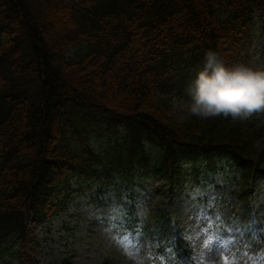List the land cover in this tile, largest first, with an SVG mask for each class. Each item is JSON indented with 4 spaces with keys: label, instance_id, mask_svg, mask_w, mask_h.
<instances>
[{
    "label": "trees",
    "instance_id": "trees-1",
    "mask_svg": "<svg viewBox=\"0 0 264 264\" xmlns=\"http://www.w3.org/2000/svg\"><path fill=\"white\" fill-rule=\"evenodd\" d=\"M257 22L264 32V0H0V264H39L36 230L87 192L98 206L125 200L132 234L185 264L176 201L148 209L151 227L143 181L161 177L180 198L216 174L264 179V124L181 122L171 105L209 50L256 67Z\"/></svg>",
    "mask_w": 264,
    "mask_h": 264
},
{
    "label": "rangeland",
    "instance_id": "rangeland-1",
    "mask_svg": "<svg viewBox=\"0 0 264 264\" xmlns=\"http://www.w3.org/2000/svg\"><path fill=\"white\" fill-rule=\"evenodd\" d=\"M254 29L248 50L255 66L261 69L264 63L262 24L255 23ZM172 99L173 116L181 122L188 120L192 116L188 90ZM232 119L264 124V111ZM257 150L264 169V137L257 143ZM227 178L216 174L209 184L186 190L179 198L180 190L174 189L171 193L163 178L150 176L143 181L138 210L146 218L150 205L160 211L176 201L181 212V228L194 248L188 264H225V258L229 264L233 259L236 264H264V244H260L264 237V179L249 184L240 179L228 182ZM90 198V192L76 196L67 214L56 218L50 226L36 230L40 246L30 254L36 255L38 263L153 264V258L159 256L157 245L142 242L140 234L132 236L125 232L131 229L123 216L127 202L98 206Z\"/></svg>",
    "mask_w": 264,
    "mask_h": 264
},
{
    "label": "clouds",
    "instance_id": "clouds-1",
    "mask_svg": "<svg viewBox=\"0 0 264 264\" xmlns=\"http://www.w3.org/2000/svg\"><path fill=\"white\" fill-rule=\"evenodd\" d=\"M189 112L200 118L247 117L264 111V69L229 64L216 51L205 54L203 66L188 88Z\"/></svg>",
    "mask_w": 264,
    "mask_h": 264
},
{
    "label": "snow or ice",
    "instance_id": "snow-or-ice-1",
    "mask_svg": "<svg viewBox=\"0 0 264 264\" xmlns=\"http://www.w3.org/2000/svg\"><path fill=\"white\" fill-rule=\"evenodd\" d=\"M204 247H205V248H207V247H208V244H207V242L205 243ZM225 264H229V262H228L227 258H225ZM231 264H236V261H235V259H233V260H232Z\"/></svg>",
    "mask_w": 264,
    "mask_h": 264
}]
</instances>
